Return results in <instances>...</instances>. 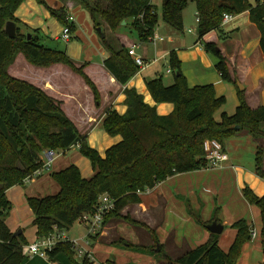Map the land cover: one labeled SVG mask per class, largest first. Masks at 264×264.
<instances>
[{"label":"trees","instance_id":"1","mask_svg":"<svg viewBox=\"0 0 264 264\" xmlns=\"http://www.w3.org/2000/svg\"><path fill=\"white\" fill-rule=\"evenodd\" d=\"M26 0H0V264H26L28 259L21 254L27 245L23 235L14 236L6 221L11 203L6 192L15 186H25V180L42 166L41 156L46 151L65 154L77 144L79 153L92 167L93 176L83 178L80 169L71 165L51 173L52 180L60 191L42 199L27 198L33 212L32 226L37 239H45L54 233L69 230L85 214L95 211L98 200L108 195L115 200V210L105 217L119 216L130 205L142 203L138 192L154 189L158 184L177 174L196 172L208 167L205 160L204 143L217 141L222 145L241 131H247L254 139H264V106L251 109L243 92L237 90L239 106L233 116L222 114L221 122L215 114L226 104L224 97L218 98L214 86L190 88L181 73V63L176 52L169 54V66L174 77L171 86H165L162 77L147 81V89L156 104L171 103L174 111L168 116H159L154 107L144 102L135 89H125L127 111L124 115L108 111L101 122V129L109 136H120L122 141L105 152V156L90 148L87 138L61 109V102L49 96L41 88L11 76L8 67L13 65L17 54L38 68L54 65L68 67L82 78L92 92L96 106L101 98L95 84L77 67L66 52L50 49L40 43L39 30L29 31L15 17L16 11ZM89 11L95 27L101 20L112 32L130 26L138 34L139 41L146 43L153 38L159 16L150 0H78ZM89 1L97 3L91 8ZM199 19L197 34L200 40L221 30L225 14L233 16L249 13V20L260 33V48L264 55V0H192ZM44 5L51 17L62 27L69 26L71 34L77 29L69 25L68 12ZM105 4V8L100 5ZM100 4V5H99ZM187 0H167L162 7V19L175 31L183 30V11ZM15 26L14 36L6 33L7 23ZM31 33L30 41L27 34ZM225 39V36H222ZM104 47L110 57L103 61L104 69L121 86H125L139 72L128 50H112L105 37ZM204 51L216 60L215 69L222 81L234 84L226 59L216 44L203 43ZM239 126L240 130L235 128ZM263 150L255 155V174L264 180L262 168ZM245 200L260 211L261 240L264 253V196H257L249 187L243 190ZM188 213L206 228L214 222L204 223L185 200ZM217 210L215 215L217 216ZM132 226H140L135 221ZM237 231L233 245L224 252L218 245L219 236L211 234L209 240L185 253L175 261L160 254L167 264H237L242 247L250 240V227L245 220L231 226ZM153 241L159 244L154 232ZM34 259V258H33ZM44 261V260H43ZM36 260L35 264H93L88 259L78 261L73 246L59 243L48 254V261ZM109 264H114L108 262Z\"/></svg>","mask_w":264,"mask_h":264},{"label":"crops","instance_id":"2","mask_svg":"<svg viewBox=\"0 0 264 264\" xmlns=\"http://www.w3.org/2000/svg\"><path fill=\"white\" fill-rule=\"evenodd\" d=\"M55 1L60 2L61 5L57 4L56 6H53L48 2L46 3L50 8L55 10H59L61 8L65 9L69 16L71 15V12L74 13L78 4H82V2L78 0ZM15 17L29 31L39 30L42 34H44V32L47 34L49 31L51 32L52 28L54 30V40L58 41L60 39L59 33L62 26L51 17L45 6L38 4V0H26L16 11ZM197 19L198 16L196 13V22ZM76 23L77 21L75 20V27ZM97 23L100 24L99 28L102 29L105 37L107 36V33L114 35L113 38L109 40L111 42L106 41L112 50L118 51L122 48L129 50L136 47L135 51L138 57L142 58L146 62L157 59V63L144 71L138 72L127 85L121 86L104 69L103 61L110 57V52L106 49V47H104V45V52H102L101 59L98 63H94V61H90L87 58L82 60L79 54L69 52L68 48L66 50L68 56L74 59H72V61L77 67L85 66V74L97 87L101 98L99 106H96L92 92L84 83L82 78L75 75L73 72H70L68 68L66 69H68L69 72L64 70L65 66L54 65L49 69L44 68L40 70L42 72L52 71V73L54 70H61L63 73H66L69 78L74 79L73 77H75L77 80H74L77 81L76 83L78 84L76 85L79 87L78 92H76L70 84L56 83L52 77L37 81L36 79L26 80V78L22 79L14 75L12 76L20 80L28 81L29 83L44 90L55 100L61 102L62 111L75 125L78 133L87 138L90 148L95 149L101 157L105 156V152L108 149L122 141L120 136L111 137L104 132L101 129V122L108 111H116L120 115H124L126 113L127 106L125 103V89H135L138 94L143 96L146 104L156 109V113L159 116H168L174 111V105L171 103L156 104L146 86L147 81L163 76V74L155 67L165 60L169 62V54L172 51L177 54L178 60L181 63V73L186 78L190 88L212 85L214 86L216 96L218 98L224 97L226 99V104L214 116L216 122H221L222 114L233 116L236 113L239 106L237 90L244 93L246 102L251 109H257L264 106V55L260 48V33L257 27L250 22L248 12L234 16V19L230 23L221 28V30L224 29L222 34L214 32L203 38V40H200L197 34V40H194L193 43H189L188 45H184L178 42L175 38L171 37L168 42L169 47L166 53L161 55H159V53L155 54L153 59H151L152 57L150 55L151 48L156 53V48L154 47H156L158 42L161 43L164 41L162 37L155 36L157 37L155 41L153 39L155 37H153L146 43L140 41V46L139 44L130 42L125 33H121L120 30L112 32L103 22ZM230 25L232 26L229 27ZM188 32L190 34H194L195 31L190 29ZM75 34L77 35L78 31H76ZM223 35L225 36V39H222ZM160 39H162V41H160ZM220 41L224 43L222 44ZM203 43H213L217 45L222 56L226 59L231 78L235 81L234 84L222 81L219 73L215 69L216 61L204 51ZM149 44H152L153 46H149ZM139 50L140 52H138ZM162 65L165 66V64ZM166 74L173 75L170 67L166 70ZM173 81L163 83L165 86H171ZM239 85L242 87L241 89L239 88ZM84 97L88 99L87 103L85 102ZM241 134L242 131L231 140L227 141L226 145L225 143L223 144L224 151L228 155L227 162L219 167H207L206 169L200 171L177 174L170 177L166 181L158 184L152 190L151 194L143 195L141 197V204L132 207L134 208L135 214L144 218L145 223L150 228L154 227L153 230L161 228V231L164 232L166 237H170L173 234L171 238L172 243L169 245H166L168 241H165L163 244H160L159 242V245H161L164 249V255L168 258H170V249H176L177 244H185L187 246V244L190 243L191 236H193L192 241L198 244L199 247L205 244L211 235L206 228H203V231L200 228L197 230L195 226L197 224L195 219L188 213L186 203L179 198H188L189 205L191 202L194 203L196 207L192 210L197 214L202 213L200 218L204 223L209 224L214 219V221L222 225L223 231L218 235V245L225 253L229 251L237 235V231L231 227L234 223L240 220H245L251 230L255 228L254 219H252L251 222H248L244 219L246 217H243L244 213L243 215L239 214L243 205L246 207L245 211L250 210L254 216L257 213V221L260 223V232H256L257 236L260 235L262 228L260 211L256 206L250 205L245 200L243 190L246 187H249L257 196L263 197L264 180H261L256 176L254 166L241 161V154L244 152L245 147H248L250 143H254L253 146L255 147L256 155V149L258 150V148L264 147V144H261V142L259 143L257 140H255V142L248 143L246 141V143H243V140H239V138H242L240 136ZM232 141L237 145V147H232ZM262 143H264V141ZM72 149H75L76 151L72 160H68L65 165L60 162L57 166L58 170L54 172H60L71 166V164H74L80 169L83 178L87 179L92 177L93 170L89 161L87 159L84 160L85 158L81 156L77 148ZM57 154L59 159L60 154L58 152ZM57 157L55 159H57ZM41 161H44L43 155L41 156ZM50 175L51 173L44 174L32 179L29 183H26L25 186H15L6 192V196L12 206L9 217L6 221L7 227L13 235H23L27 244L34 243L37 240L36 229L32 226L34 221L33 212L27 204V198L42 199L58 194L60 188L52 180ZM231 179L236 182L235 185L238 189L239 199L234 196L230 197L229 189L227 195L224 190H220L219 195V190L216 186L219 185L220 187L222 185H226L227 182L231 183ZM198 188H201L205 194H211L213 192L214 196L224 200L223 202L221 201L220 213L224 212L225 216L230 218L228 219V223L227 221H220L217 216L215 218H213V215H211V217L210 215H208L209 217H205V209L202 207V204L205 206V201L202 197L197 195ZM130 208L131 207H127L124 210H129ZM255 208L257 211H255ZM220 209L218 208V210ZM234 211L239 215L231 217V214L234 213ZM156 216L158 217V221L155 220ZM172 219H175L177 223L172 221ZM188 224L191 226H188ZM184 226H188V229L185 230V228H183ZM226 227H229L230 229V239L226 242V244L221 245V238L226 231L225 229H227ZM95 238L96 237L85 238V235H83L78 238V240H80V243L84 248L88 251L94 252L89 245H91L90 242H93ZM186 249L187 253L191 250V247L188 245ZM251 256L252 252L249 250L248 245L245 244L242 247L237 264H242V259L244 257L247 258L248 264H253ZM36 260L38 261L41 259H29L26 264H35ZM105 261L108 260L105 259ZM260 264H264V261H261Z\"/></svg>","mask_w":264,"mask_h":264},{"label":"rangeland","instance_id":"3","mask_svg":"<svg viewBox=\"0 0 264 264\" xmlns=\"http://www.w3.org/2000/svg\"><path fill=\"white\" fill-rule=\"evenodd\" d=\"M38 1H41L43 4L47 6L48 4L46 2H48L49 4L53 6H56L57 4L61 5L60 2H56L55 0H38ZM150 1H151V5L156 8L157 14L159 16L158 26L154 30L153 37L159 36L164 39L163 42L161 43L158 42L156 47H154L156 48V53L151 48V54H150L152 57L151 59H153L155 54L159 53V55H161V54L166 53L169 47L168 42L171 37L175 38L178 42L184 45H188L189 43H193L194 40H197L198 24L196 22L195 4L192 0H187V6L185 7L183 11L184 28H183V31H180V32L175 31L169 25L164 23L162 19V7H163L164 0H150ZM251 1L255 3L257 0H251ZM38 4L42 5L39 2ZM89 5L91 8L98 7L97 3L92 2V1H89ZM100 6L101 8H105L104 7L105 4L103 3ZM76 7L77 8L75 9L74 13L71 12L70 16H72L77 21L76 29L78 31V34L77 35L71 34V39L68 42H65L64 40H61V39H59L58 41H55L53 38L54 30L51 28V32L49 31V33L47 34H45V32L44 34L42 33L39 34L40 43L50 49L59 50L63 52H67L66 50L69 48V52H75L76 54H79L82 60L87 58L90 61H94V63H98V61H100L101 59L102 52H104L102 37L100 36V33H99L100 28L95 27V23L92 20L89 11H87V9H85L81 3L78 4ZM98 22L102 23L101 20H98ZM232 25H230L229 27H231ZM221 28L223 27L221 26ZM190 29H193L195 31L194 34H190L188 32V30ZM222 31L224 32V29H222ZM61 32H62V28L59 33V38L61 36ZM120 32L125 33L127 39L130 42L139 44L141 46V43H139L140 41L138 38V34L135 30H133L130 24L128 26L121 27ZM218 33L220 34V32ZM113 36L114 35H112L111 33H107L106 37L104 35L106 41H109L111 38H113ZM220 42L222 44L224 43L222 41ZM112 45H113V41H112ZM149 46H153V45L149 44ZM138 52H140V50ZM162 64H165V66H163ZM169 67H170L169 62L166 60L164 62L159 63V65L155 67L160 73L163 74L162 79L164 83H169L173 81V75L166 74V70H168ZM49 68H45V69H49ZM66 68L68 67H65L64 70L68 71L69 68L68 69ZM40 69H44V68H37V67L30 65L22 54H17L14 64L8 67V72L11 76L14 75L22 79L26 78V80L36 79L37 81H40V80H45L48 77H52L56 83L70 84L71 86H73L74 90L78 92L79 87L78 85H76L78 83H76L77 81L74 80L76 79L75 77H73L74 79H71L66 75V73H63L61 70H54L52 73V71L42 72ZM12 70H13V74H12ZM69 71L72 72L70 69ZM84 99H85V102L87 103L88 99L86 97H84ZM262 128L264 129V125L262 126ZM240 136L242 138H239V140H243V143H246V141L248 143L255 142V140H257L259 143L261 142V144H264L262 143L264 139H254L250 137L247 131H242V134ZM226 143L227 141L225 142V145ZM231 144H232V147L233 146L237 147V145L233 141ZM251 144L252 143H250L248 147H245L244 152L241 154L242 156L241 161L243 163H246L248 165L255 167V147L253 146L254 143L252 145ZM261 149L263 150L262 168L264 172V147H262ZM256 152H257V149H256ZM59 154L62 157L59 156V159L58 157L57 159H55L56 162L54 161V164L53 163L51 164V168L49 172L46 174L57 171L58 170L57 166L60 162H62L63 165H65L68 160L70 159L72 160V157L76 154V151L75 149H72L64 155H62L61 153ZM71 165H74V164H71ZM235 183L236 182L233 179H231V183L227 182L226 185H222L220 187L219 185H217L216 187L219 190V195H220V190L221 191L224 190V192H226V195H227L228 189H229L230 197L234 196L239 199V193H238V189ZM46 195H49V194H46ZM197 195L202 197L205 201V206H203L202 204L203 209H205L204 211V214L206 215L205 217H209L208 215H210L211 217V215H213V218H215L216 217L215 210L216 208L217 209L221 208L220 206L221 201L223 202L224 200L221 198H217V196H214L213 192L211 194H205L201 188H198ZM179 199L182 200L184 203H185V200L188 201V198H185V199L179 198ZM190 205H191V208L194 210L195 209L194 207H196L195 204L191 202ZM134 206L135 205L128 206L131 208L129 210L126 209L127 211L122 210L121 213H119V216H116V215L110 216L106 220L105 224L102 225L100 234L95 236L96 237L95 240L93 242H90L91 245H89L91 249L94 251V252L91 251V253L93 254L95 261L103 262L106 259L108 260L106 262L110 261L111 263H114V264H167V262L164 259V256L160 254L161 249L157 251L159 246L158 247L155 246L156 244L153 241L152 232L155 233L156 231L155 235L158 241L160 242V244L161 243L163 244L165 243V241H168L166 245H169L170 243H172L171 238L173 234L170 237H166L164 232L161 231V228L158 230H153L154 227L150 228L145 223L144 218L140 217L138 214H135L134 208H132ZM245 208H246L245 205H243L242 208L240 209L239 214L243 215L244 213L243 217H246L244 219H246L248 222H251L252 219H254L255 220L254 230L259 233L260 223L257 221V217H258L257 213L254 216L250 210L245 211ZM220 211L221 209L217 210L216 212L218 219L222 222L227 221L228 223L229 221L228 219L230 218H227L225 216V213L224 212L220 213ZM255 211H257L256 208H255ZM201 214H199L200 217H201ZM239 214H236V212L234 211V213L231 214L232 215L231 217L237 216ZM155 220L158 221L157 216L155 217ZM131 221H135L139 223L140 226H132L130 223ZM172 221L176 222L175 219H172ZM151 226H155V225H151ZM188 226H191V225L188 224ZM188 226H184L183 228H185L186 230L188 229ZM195 226L197 230H199V228L202 231L204 230L202 226L198 225V223ZM226 228L227 229H225L226 231L222 235V238H221L222 239L221 245L226 244V242H228L230 239V235H229L230 229L229 227H226ZM61 233L64 234V236L67 237L69 240L73 241V240H78V238L85 235L86 228L84 225H81L79 222H76L69 230L63 231ZM192 239H193V236H191L190 243L187 244V246L185 244H182V245L177 244L176 249H170L169 259L171 261H175L177 258L184 255L187 251L186 247H188V245L189 247H191V250H193V248L195 249L196 247H198V244L193 242ZM246 245H248L249 250L252 252L251 260L253 264H260L261 261H264L261 233L255 239H252L250 237V240L246 243ZM246 257L242 259V264H248Z\"/></svg>","mask_w":264,"mask_h":264},{"label":"built area","instance_id":"4","mask_svg":"<svg viewBox=\"0 0 264 264\" xmlns=\"http://www.w3.org/2000/svg\"><path fill=\"white\" fill-rule=\"evenodd\" d=\"M234 19L233 15L225 14L222 19L221 26H225L230 23ZM69 25L74 24L75 19L72 16L68 17ZM199 22V19H197ZM61 40L68 42L71 39V30L69 26H63L62 32L60 36ZM154 41L157 37L153 38ZM162 41V39H160ZM136 47L128 50L129 56L133 59L134 63L140 71H144L152 65L157 63V59L150 60L148 62L144 61L142 58L136 55L135 51ZM72 148H77L79 150L80 146L77 144ZM204 151H205V160L207 161L208 167H219L225 162L228 161V155L225 153L223 145L217 141H206L204 143ZM44 161L42 162V166L39 170H37L31 177L25 180V183H29L32 179L42 176L49 172L51 168V164L58 156L56 152L46 151L44 154ZM153 189H146L143 192H138L139 196L149 195L151 194ZM116 202L108 195H103L99 198L98 204L95 208V211L91 214L83 215L78 222L81 225H84L86 228L85 238L95 237L100 234L101 227L104 223L105 217L108 216L115 210ZM250 237L255 239L257 237V232L253 229L251 230ZM59 243H69L73 246L75 252V258L78 261H82L84 259H88L93 264H109L106 261L97 262L95 261L93 254L91 251H88L86 248L82 246L80 240H69L64 234L54 233L45 239H37L34 243L24 245L21 248V254L23 257L29 259L39 258L48 261V254L52 252L55 246Z\"/></svg>","mask_w":264,"mask_h":264},{"label":"water","instance_id":"5","mask_svg":"<svg viewBox=\"0 0 264 264\" xmlns=\"http://www.w3.org/2000/svg\"><path fill=\"white\" fill-rule=\"evenodd\" d=\"M166 3H167V0H164V4H166ZM5 31H6L7 34H9L11 37H13L14 36V32H15L14 23H12V22L7 23ZM99 33H100V36L101 37H104V33H103V31H102L101 28L99 29ZM31 37H32V34L31 33H28L27 34V40L30 41ZM239 88L241 89L240 85H239ZM235 129L236 130H240V127L237 126ZM206 229L208 230V232L210 234H215V235H219L223 231L222 225L221 224H218L216 221H214L213 223H211L210 225H208L206 227ZM20 233H21V231H20ZM14 236H17V234L14 235ZM158 246L159 245L157 244V247ZM157 251H159V247H158Z\"/></svg>","mask_w":264,"mask_h":264}]
</instances>
